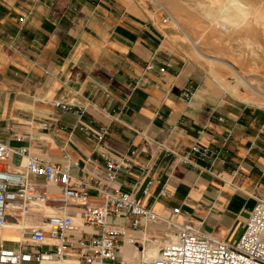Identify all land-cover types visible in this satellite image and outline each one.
I'll use <instances>...</instances> for the list:
<instances>
[{
    "label": "crops",
    "instance_id": "1",
    "mask_svg": "<svg viewBox=\"0 0 264 264\" xmlns=\"http://www.w3.org/2000/svg\"><path fill=\"white\" fill-rule=\"evenodd\" d=\"M149 7L143 0H0V142L68 165L74 180L88 182L91 205L104 203L89 188L95 181L100 190L132 192L161 217L129 232L137 241L164 242L191 225L233 242L264 200V107L219 88ZM79 124L106 129L104 141L73 131ZM196 144L207 157L184 163ZM102 154L128 159L115 181ZM7 163L11 171L26 166L18 154ZM37 182L49 202L10 219L0 232L8 248L18 247L20 228H42L48 215L69 212L79 221L82 206L66 203L44 177ZM126 245L122 256L135 262L139 245Z\"/></svg>",
    "mask_w": 264,
    "mask_h": 264
},
{
    "label": "built area",
    "instance_id": "2",
    "mask_svg": "<svg viewBox=\"0 0 264 264\" xmlns=\"http://www.w3.org/2000/svg\"><path fill=\"white\" fill-rule=\"evenodd\" d=\"M167 14L163 23H168ZM24 21V18H21ZM191 98L192 94L187 93ZM63 111H76L73 105L57 103ZM49 129V123H42ZM84 131L98 143L104 141L106 129L95 131L85 124L72 129ZM22 141L25 136L15 134ZM18 154L23 156L26 166L23 171H11L7 161ZM132 151L130 156H134ZM208 150L194 145L184 155L183 162L191 163L192 157L205 158ZM106 164L109 181H115L126 158L114 159L102 154ZM98 163V161H95ZM44 177L47 183L60 188V193L68 204L82 206L79 221L71 213L47 216L44 227L34 229L20 228L21 239L16 248H8L0 242V264H63L68 258L86 264H264V200H259L246 224L245 231L238 242L233 243L208 236L191 225L178 226L177 231L162 243L157 252L150 254V241L142 238L137 241L129 232L145 231L161 217L145 207L132 192L121 189H99L89 185L104 198L101 205L89 204L88 182L74 180L68 165L51 162L33 153L29 147L13 148L0 142V232L6 229L10 219L18 221L28 209L45 207L49 202V192L37 180ZM166 190L161 195H166ZM14 212V216L10 215ZM174 215L180 209L173 210ZM122 218L125 224L111 223L110 219ZM173 223V222H172ZM94 230V232L89 230ZM155 242V241H154ZM153 242V243H154ZM139 245L140 256L137 261H128L122 256L124 244ZM152 244V243H151ZM47 247V250L44 248Z\"/></svg>",
    "mask_w": 264,
    "mask_h": 264
},
{
    "label": "rangeland",
    "instance_id": "3",
    "mask_svg": "<svg viewBox=\"0 0 264 264\" xmlns=\"http://www.w3.org/2000/svg\"><path fill=\"white\" fill-rule=\"evenodd\" d=\"M143 2L156 15L163 18L171 15L168 23L164 24L174 29V38L187 46L189 55L207 69L209 77L219 88L264 107V0H164L166 9L160 8L155 0ZM176 14L185 28L194 33L201 50L216 57L215 60L205 58L196 50L190 37L178 28ZM217 58L237 64L259 91L255 92L241 83ZM215 72L219 79L215 78ZM244 231L245 227L239 228L233 243L239 241ZM10 233L16 236L14 232ZM162 243H150L149 248L158 250Z\"/></svg>",
    "mask_w": 264,
    "mask_h": 264
},
{
    "label": "bare ground",
    "instance_id": "4",
    "mask_svg": "<svg viewBox=\"0 0 264 264\" xmlns=\"http://www.w3.org/2000/svg\"><path fill=\"white\" fill-rule=\"evenodd\" d=\"M155 2L160 6V7H162L163 9L166 7L165 5H164V0H155ZM168 7V6H167ZM166 9V8H165ZM228 11V10H227ZM228 12H230V11H228ZM176 13V12H175ZM175 21H176V24H177V26H178V28H180L186 35H188L189 37H190V39L192 40V42H193V44H194V47L196 48V50H198V52L202 55V56H204L205 58H207V59H210V60H215L216 59V57H214V56H212V55H209V54H206L205 52H203L202 50H201V48H200V46H199V44L195 41V37H194V33L193 32H191L190 30H188V29H186L185 28V24H182V22H181V20H179L178 19V17H177V14L175 15ZM192 30V29H191ZM193 31V30H192ZM217 60H220L222 63H224L227 67H229L231 70H232V72H233V74H234V76L236 77V78H238L239 79V81L241 82V83H245L247 86H249L251 89H253L255 92H257V91H259V90H257L254 86H253V80L252 81H250V80H248L247 78H246V75L244 74V71H242V69L241 68H239V66L237 65V64H235V63H232V62H230V61H227V60H224V59H219V58H217ZM236 80V79H235ZM259 93V92H258ZM263 93V92H262ZM264 94V93H263ZM259 96V95H258ZM10 225V224H9ZM21 226H22V224H21ZM24 227V226H23ZM19 234H21V233H19ZM126 247H132L130 244H127L126 245ZM125 247V248H126ZM157 252V250L156 249H152V251H150V254L151 255H153L154 256V254ZM67 262H76V263H78V261L77 260H72V259H69V260H66ZM66 261H64V262H66ZM63 262V263H64Z\"/></svg>",
    "mask_w": 264,
    "mask_h": 264
}]
</instances>
